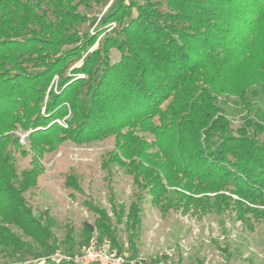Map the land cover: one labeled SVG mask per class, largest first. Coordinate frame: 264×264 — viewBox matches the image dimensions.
I'll return each mask as SVG.
<instances>
[{"label":"trees","instance_id":"16d2710c","mask_svg":"<svg viewBox=\"0 0 264 264\" xmlns=\"http://www.w3.org/2000/svg\"><path fill=\"white\" fill-rule=\"evenodd\" d=\"M262 134L264 0H0V264H75L46 256L57 220L26 196L67 142L112 145L100 153L112 216L83 199L95 217L63 226L67 250L96 235L122 253L124 233L136 257L145 201L162 214L230 210L254 230ZM117 169L131 179L128 204L116 201ZM81 180L65 172L71 196Z\"/></svg>","mask_w":264,"mask_h":264},{"label":"rangeland","instance_id":"374dc122","mask_svg":"<svg viewBox=\"0 0 264 264\" xmlns=\"http://www.w3.org/2000/svg\"><path fill=\"white\" fill-rule=\"evenodd\" d=\"M104 10L105 8L97 16L100 17ZM95 22L86 23L85 28L92 30ZM117 57L118 53L113 51L112 60ZM226 109L234 114V123H240L239 115L243 111L235 108L232 102ZM237 110L240 111L238 115ZM15 133L20 137V142L25 144L26 133L20 128ZM111 147V141L93 142L86 146H74L67 142L57 153L42 160L44 171L36 188L27 192L26 196L33 206L41 210L47 209L57 220L58 226L54 231L59 247L47 252L46 256L78 252L86 243L76 242L70 250L65 249V244L62 243L63 226L70 224L75 232L80 229L83 221L93 222L95 215L82 205L83 199H90L112 216L108 191L103 181L104 173L100 167V153ZM17 159L22 166H26L30 157L18 155ZM69 170L81 174L82 179V192L76 193L74 197L63 184L64 174ZM111 184L116 201L128 204L132 192L130 177L122 169H117ZM142 206L144 219L136 240V257H129L131 251L127 249L125 234L120 236L123 242L122 254L129 262L140 260L144 264H264L263 223L256 224L254 230H248L234 218V213L230 210L220 214L208 213L198 216L179 210H169L162 214L148 201ZM223 248L231 254L230 258H227V252H224ZM17 258L21 263L39 260L34 257L22 261V255ZM7 260L9 259L0 258V262Z\"/></svg>","mask_w":264,"mask_h":264},{"label":"built area","instance_id":"2783aa9c","mask_svg":"<svg viewBox=\"0 0 264 264\" xmlns=\"http://www.w3.org/2000/svg\"><path fill=\"white\" fill-rule=\"evenodd\" d=\"M49 257L75 264H144L140 260L127 261L124 254L112 247L109 239L103 238L99 240L94 236L82 245L78 252L55 253Z\"/></svg>","mask_w":264,"mask_h":264}]
</instances>
